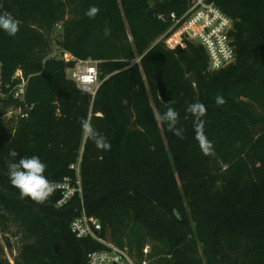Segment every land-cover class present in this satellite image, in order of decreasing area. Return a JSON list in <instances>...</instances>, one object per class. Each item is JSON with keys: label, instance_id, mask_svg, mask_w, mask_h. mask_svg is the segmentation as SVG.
Segmentation results:
<instances>
[{"label": "trees", "instance_id": "16d2710c", "mask_svg": "<svg viewBox=\"0 0 264 264\" xmlns=\"http://www.w3.org/2000/svg\"><path fill=\"white\" fill-rule=\"evenodd\" d=\"M212 1L233 21L236 49L235 62L217 72L201 45L159 42L189 0H0V13L20 22L15 37L0 31V101L22 112L12 134L0 133V233H22L15 264H88L106 246L71 232L78 197L62 208L58 196L20 198L7 176L11 149L17 159L39 156L58 182L76 179L70 166L81 157L88 215L138 264H264V0ZM91 6L94 18L85 15ZM58 29L62 55L51 57ZM88 60L98 63L95 96L67 75ZM18 71L23 100L14 96ZM193 103L206 107L203 117L187 112ZM170 106L182 138L160 120ZM85 119L110 150L84 134ZM5 238L0 264H11Z\"/></svg>", "mask_w": 264, "mask_h": 264}, {"label": "built area", "instance_id": "2783aa9c", "mask_svg": "<svg viewBox=\"0 0 264 264\" xmlns=\"http://www.w3.org/2000/svg\"><path fill=\"white\" fill-rule=\"evenodd\" d=\"M158 18L164 19L161 15ZM169 19L171 27L159 39V42H164L168 47L176 43L183 45L184 42L201 45L208 58L211 72L220 71L235 62L236 49L231 36L234 27L233 21L212 0H192L184 16L179 18L176 14H171ZM64 59L76 61L70 54H65ZM88 63H94V65L83 69L84 64ZM97 64L91 60L77 61L73 69V78L80 81L82 73L87 68L94 69L91 74L92 82L89 84L82 82L83 85L80 87L82 91L93 96L101 84ZM16 74L18 76L15 75L14 79H19L21 82L16 87L14 96L15 99L23 100L26 81L23 79L21 71ZM90 84H95V90L89 91L92 90L89 87ZM70 168L76 172V179H64L61 183L65 184L66 187L58 190L53 197L58 196L57 208L68 205L74 198L78 197L81 200V210L71 223V232L80 239L90 238L106 246L104 250L91 252L88 255V264H138L135 256L127 248L104 240L101 236L103 231L101 223L94 216L88 215L84 204V190L81 180V157L78 163L72 164ZM149 252L150 248L146 247L144 254L147 255ZM142 264H148V262L144 261Z\"/></svg>", "mask_w": 264, "mask_h": 264}, {"label": "clouds", "instance_id": "9594fccd", "mask_svg": "<svg viewBox=\"0 0 264 264\" xmlns=\"http://www.w3.org/2000/svg\"><path fill=\"white\" fill-rule=\"evenodd\" d=\"M99 12L95 6L89 7L86 16L94 18ZM20 22L12 16L11 13H0V31H3L10 37H15L19 31ZM109 30L105 29V35ZM174 103L169 101V104ZM216 103L223 105L225 100L222 96L216 97ZM187 112L195 114L197 117H203L206 113V107L202 103L190 104ZM179 114L173 107H168L161 115L160 120L167 125L169 131L177 137L183 136V129L178 128ZM81 127L84 134L94 141L98 149L108 151L111 144L101 135L87 119L81 121ZM195 139L201 145L207 143L204 133V121L200 119L195 126ZM19 154L11 149L9 151V161L7 163V176L10 184L18 190L21 199H31L33 202L42 204L53 197L58 190L66 187L65 184L52 180L46 175L47 165L37 155L22 156L17 159ZM67 179V178H65Z\"/></svg>", "mask_w": 264, "mask_h": 264}, {"label": "rangeland", "instance_id": "374dc122", "mask_svg": "<svg viewBox=\"0 0 264 264\" xmlns=\"http://www.w3.org/2000/svg\"><path fill=\"white\" fill-rule=\"evenodd\" d=\"M59 32L60 30L58 29L57 33L53 37V42L51 46V54H50L51 57L53 56L59 57L62 55V50L59 45L60 40H61V35L59 34ZM133 63L135 64L136 62H133ZM93 65L94 63L84 64L83 69H85L86 67H91ZM73 74H74L73 69H70L67 71V75L70 79H74ZM16 75L18 76V74ZM82 75H84V73H82ZM74 80L77 82L79 87H81L84 83L82 80L81 81L78 79H77L78 81L76 79ZM84 84H87V83H84ZM89 87L92 89L89 91L95 90L94 89L95 84L93 85L90 84ZM5 97H6V94L3 93L2 91V83L0 81V100L4 99ZM20 117H22L21 110L15 109L13 106H6L2 101H0V133L8 132V134H12L16 127L17 121ZM21 236H22V233H20L18 228L15 226L11 228L10 232L6 234L4 238L2 234L0 233V238H1L2 243L6 239L5 237H9L12 243V250L6 249V257L9 259V261H11V264H15V259L19 252Z\"/></svg>", "mask_w": 264, "mask_h": 264}, {"label": "bare ground", "instance_id": "6f19581e", "mask_svg": "<svg viewBox=\"0 0 264 264\" xmlns=\"http://www.w3.org/2000/svg\"><path fill=\"white\" fill-rule=\"evenodd\" d=\"M93 70L94 69H86V71L84 72V75H81V80L84 82V83H87V84H89V83H91L92 82V73H93Z\"/></svg>", "mask_w": 264, "mask_h": 264}, {"label": "water", "instance_id": "95a60500", "mask_svg": "<svg viewBox=\"0 0 264 264\" xmlns=\"http://www.w3.org/2000/svg\"><path fill=\"white\" fill-rule=\"evenodd\" d=\"M192 0H189V3H191ZM148 16L151 17V18H154L155 16V10H153L152 8L149 9L148 11ZM55 250L57 253H59V249L57 246H55Z\"/></svg>", "mask_w": 264, "mask_h": 264}]
</instances>
